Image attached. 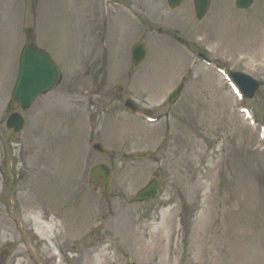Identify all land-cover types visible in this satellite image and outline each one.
<instances>
[{
  "label": "rangeland",
  "instance_id": "rangeland-1",
  "mask_svg": "<svg viewBox=\"0 0 264 264\" xmlns=\"http://www.w3.org/2000/svg\"><path fill=\"white\" fill-rule=\"evenodd\" d=\"M118 1L0 0V99L11 98L28 27L61 70L55 89L24 112L25 129L3 140L1 264H264V0L243 10L214 0L201 21L193 0L173 10L167 0ZM173 31L217 64L263 81L258 94H234ZM140 40L148 54L136 66ZM128 97L163 119L132 117L123 111ZM98 140L113 158L93 149ZM102 162L115 169L107 196L88 181ZM155 172L159 198L134 202ZM39 215L59 224L48 241L33 232Z\"/></svg>",
  "mask_w": 264,
  "mask_h": 264
},
{
  "label": "water",
  "instance_id": "water-1",
  "mask_svg": "<svg viewBox=\"0 0 264 264\" xmlns=\"http://www.w3.org/2000/svg\"><path fill=\"white\" fill-rule=\"evenodd\" d=\"M211 0H196L198 17L202 18L209 6ZM180 0H170L172 5H177ZM251 3V0H249ZM239 5H241L239 3ZM247 4H244V7ZM32 36V30H28V37ZM145 56L143 43H139L134 48V59L139 63ZM230 75L235 80L236 84L241 89L242 93L249 98H253L257 93L260 83L252 77L238 72L229 70ZM59 71L52 63L46 53L37 49L33 43L27 44L22 54L21 69L17 84L15 86L13 96L15 100L22 106L28 107L31 102L40 94L50 90L58 79ZM179 95V90L174 94L172 101ZM15 120L10 122V127L15 131H20L23 127L21 117L14 116ZM99 151L106 153L100 145L95 146ZM92 180L98 184V179L104 182V190H107L110 185L112 176L111 169L104 164L97 165L93 168ZM159 193L157 180L152 181L145 189L140 191L136 199L138 201H146L155 198Z\"/></svg>",
  "mask_w": 264,
  "mask_h": 264
},
{
  "label": "flooded vegetation",
  "instance_id": "flooded-vegetation-1",
  "mask_svg": "<svg viewBox=\"0 0 264 264\" xmlns=\"http://www.w3.org/2000/svg\"><path fill=\"white\" fill-rule=\"evenodd\" d=\"M116 101L119 104H121L123 102L122 94L118 95ZM11 112H12L11 111V107L8 106V108L0 116V144H1L0 145V155H1V157L3 156V159L1 158V160H0V168L5 173H7L6 169L9 168V165H8V162H7L6 158H4L5 157V146H4V141L3 140H4V138L6 137V134H7L6 120L9 117ZM4 160L6 161L5 165L2 163Z\"/></svg>",
  "mask_w": 264,
  "mask_h": 264
},
{
  "label": "bare ground",
  "instance_id": "bare-ground-1",
  "mask_svg": "<svg viewBox=\"0 0 264 264\" xmlns=\"http://www.w3.org/2000/svg\"><path fill=\"white\" fill-rule=\"evenodd\" d=\"M50 223H52V221H50ZM39 224H40V226H41V227L39 228L40 233H42V234L45 235V236H48V233L45 232V231H43L41 222H39Z\"/></svg>",
  "mask_w": 264,
  "mask_h": 264
}]
</instances>
